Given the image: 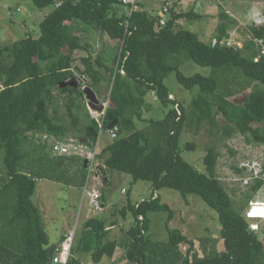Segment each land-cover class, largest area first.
Segmentation results:
<instances>
[{
	"label": "trees",
	"instance_id": "trees-1",
	"mask_svg": "<svg viewBox=\"0 0 264 264\" xmlns=\"http://www.w3.org/2000/svg\"><path fill=\"white\" fill-rule=\"evenodd\" d=\"M30 1L36 9L51 8L39 25V35L0 46V264H49L58 251L32 202L37 179L77 188L87 181L89 169L83 168V159L52 156L36 135L55 140L79 137L93 148L99 145L100 131L113 122L117 137L96 155L105 179L111 185L113 174L125 175L131 185L144 182L152 188L150 198L134 204L127 189L126 205L118 210L123 219L131 214L135 222L124 231L121 242L128 264H264V246L255 232L248 231L243 215L264 186V165L237 205L216 175L214 147L203 159L204 173L180 153L185 130L193 126L198 130L204 123L218 128L219 117L225 121L224 137L238 134L264 145V26L249 29L250 39L241 46L228 45L229 30L237 22L222 13L213 46L177 27L180 19L203 18L193 12L170 9L163 23L143 10L128 14L124 10L129 7L119 0ZM90 33L103 38L101 52L95 56ZM83 51L87 56L76 59L74 54ZM188 61L209 68V74L184 75L180 67ZM170 74L192 95L187 106L170 98L173 93L165 85ZM83 86L102 98L107 86L108 107L101 119L89 115ZM151 93L161 109L160 119L144 117L154 113L147 101ZM62 95L67 96L71 129L55 109ZM50 108H54L52 115ZM74 108L82 110V126ZM164 189L183 199L194 196L214 210L221 225L220 239L200 238L194 248L193 240L168 229L166 242L153 241L152 213L167 212L166 227L172 217L161 202L159 192ZM102 198L107 199L103 190ZM103 226L100 220H88L86 237L96 240L95 248H86L87 242L78 247L92 251L96 264L104 256L111 259L118 247L116 240L103 242L107 235ZM74 252L67 264H81Z\"/></svg>",
	"mask_w": 264,
	"mask_h": 264
},
{
	"label": "rangeland",
	"instance_id": "rangeland-1",
	"mask_svg": "<svg viewBox=\"0 0 264 264\" xmlns=\"http://www.w3.org/2000/svg\"><path fill=\"white\" fill-rule=\"evenodd\" d=\"M172 2L176 5L178 1L172 0ZM206 2L207 4L205 7L203 6L200 10H198L199 4L197 5L195 0H186L183 9L176 8L177 5L171 7V9H174V12H176V10L179 12H192L195 8L197 9L196 11L198 14H201L202 12L203 18L201 20L189 21L180 19L176 22V25L179 28L187 29L196 34L199 32L203 35L201 37L198 33L200 40L205 43L212 44V37L215 35L216 27L219 24L218 17L222 13L227 14L237 22L228 33L230 38L228 42L231 45L239 44L238 46H241L244 41L250 39L249 29L254 28L255 26H260L259 22L264 21V19L262 20V17L264 18V0H210L209 2ZM161 3L162 1L156 3L157 10L160 13L162 6ZM50 11L51 8H46L44 10L36 9L30 0H0V46L6 44L11 45L13 42L27 36L36 38L40 33V23ZM165 15L167 16L166 19H169V12ZM102 41L103 38L100 34H89V45L91 46L93 56L101 52ZM74 56L78 59L79 57L87 56V52H76ZM180 70L186 76L196 73L202 75L209 74V68L200 67L190 61L184 63L180 67ZM77 80L80 81L79 78H77ZM165 85L173 93L170 98H178L185 106L189 104L192 95L179 86L174 74H170L165 80ZM103 91L105 92V97L102 98L99 93L97 94L100 100L108 99L107 86H104ZM83 101L87 106L85 97H83ZM147 101L153 104L154 113L145 114L144 117L147 118L146 120L150 118L160 119L162 115L159 114V111L161 112V109L156 102L155 95L153 93L149 94L147 96ZM67 104V96L62 95L59 97V104L55 109L62 123L67 126L68 129H71V122L66 109ZM53 109L54 108H50L51 115L53 114ZM87 110L91 117L97 116V114L88 107ZM73 112L80 116V125L82 126V110L79 112L74 108ZM218 122V128L210 127L207 123H204L198 130H196L195 126L191 129L185 130L180 141V153L187 163L199 172L204 173L203 159L207 155L208 150L211 147H214L218 154L216 175L226 192L231 196L234 202L239 205L244 201L243 194L254 184L256 179L250 177L251 173L249 170H252L251 172H253L255 167L261 170L264 165V145L255 144L251 141L248 142L245 137L238 134L233 135L231 138H226L222 135L221 130L225 121L222 117H219ZM76 139L80 140L79 137H76ZM108 140H110V138L107 130H102L99 136V149L101 146H104ZM51 155L59 156L52 152ZM96 164L101 168V165L98 162ZM99 167L96 171L98 175L97 178L94 177L96 176L95 172H88L87 181L82 188V192L86 196L85 203L82 206L83 208L80 209L81 196L76 192L75 187H58L59 189L61 188V192L65 190L68 195V197H63L59 200V198L62 197V194L59 192L56 193L57 187L52 185V183L46 179L40 180V182L36 183L32 202L35 205H40V208L43 210V215L46 218H49L50 212L43 208L39 192L42 188L48 187L49 189H52L53 195L51 197H49L50 193L48 190L43 191L41 194H44L49 202L56 207L57 212L55 213V224L57 226L63 223L61 220H63L64 217L69 220V222L75 220L77 222L79 215H81L83 220V216H85L84 213L87 212V204L90 203L89 195H87V193L92 192L93 185L96 186V189L99 192L103 190L106 196L114 197V201L111 202L114 206L106 205L105 207V209H107L105 226L107 229V240L112 239L113 241L116 240V242H118V247L114 254L116 262L105 256V258H103L98 264H128V261L124 258L123 249L121 248V242L124 240V235L121 231L128 230L135 222L131 214H128L127 218L123 219L118 210L126 205L125 196L127 189H131L130 200L134 204L150 198L152 188L149 184L147 185L144 182H137L136 184L131 185L129 177L118 174H113L112 184L107 186L108 182L107 179H105L106 175L103 172V169H100ZM63 185H65V183ZM159 195L161 197V202L165 203L171 210L172 217L168 223V227H166L168 213H152L150 217L152 220L150 235L153 241L166 242L168 239V229L178 230L185 237L193 240L194 248H198V240L200 238L209 241H217L220 239L221 225L217 214L201 200L194 196H188L186 199H183L179 193L168 189L160 191ZM252 201L254 202L251 205V202L248 204L243 215L245 216L246 212L249 213L247 216L249 218L248 224H255L257 228V231L255 232L257 238L264 246V207L259 203L255 204V202H264V186L258 191ZM101 202L102 200H99L100 207H102ZM73 224L74 223H69L68 227H72ZM57 232H59V229H57ZM80 232L81 229L80 231L77 229L74 237L79 238L81 236ZM75 246H77V244L74 242L72 246L73 251H76ZM91 253L79 252L78 259L81 260V263L83 259V264H96L92 261Z\"/></svg>",
	"mask_w": 264,
	"mask_h": 264
},
{
	"label": "crops",
	"instance_id": "crops-1",
	"mask_svg": "<svg viewBox=\"0 0 264 264\" xmlns=\"http://www.w3.org/2000/svg\"><path fill=\"white\" fill-rule=\"evenodd\" d=\"M149 0H146L142 5V7H138V9L137 10H143V11H145L146 13H149L150 15H153V16H157V17H159V19L161 20V22H166L168 19H166V13H164L163 12V8H164V2L166 1V0H152V1H149ZM158 1H162V3H161V13L160 12H158V10H157V2ZM178 2L176 3V5H177V7L176 8H178V9H183L184 8V5L186 4V0H177ZM196 2H197V5H198V10H200V9H202L203 8V6L205 7V5L207 4V2L206 1H210V0H195ZM169 2L171 3V7L172 6H176V5H174L173 4V2H172V0L170 1L169 0ZM201 4V5H200ZM263 6V5H262ZM175 8V7H174ZM171 9V8H170ZM205 9V8H204ZM261 9H263V8H261ZM136 10V11H137ZM197 9L195 8L194 10H192V12L193 13H195V14H198V12L196 11ZM135 11V10H134ZM196 11V12H195ZM126 12H128V14H130L132 11L130 10V8H128V9H126ZM169 12H170V10H169ZM176 12H178V13H188V12H179V11H177L176 10ZM204 14H205V12H204ZM198 15H202V12H201V14H198ZM207 17V16H206ZM264 18L262 17V20H263ZM201 20V19H200ZM260 23V26H264V21L263 22H259ZM256 27V26H255ZM257 27H259V26H257ZM199 33V32H198ZM197 33V35L199 36V34ZM200 36L202 37L203 35L202 34H200ZM199 36V37H200ZM212 39L214 40V36L212 37ZM228 40H230V38H228ZM227 40V41H228ZM239 45V44H238ZM0 88H1V84H0ZM108 133V132H107ZM43 139H44V136H43ZM69 139H71V138H68V139H63V140H55V139H53V138H50V137H46L45 138V140H43V142H45L48 146H49V148H50V150H51V147H52V145L53 144H55V143H57V142H66V141H68ZM75 141H77L79 144H84V143H82V140L80 141V140H78V139H74ZM98 147V149H99V145L97 146ZM101 147H103V146H101ZM100 168V167H99ZM97 173H96V176H94V177H96L97 178ZM40 180H43V179H37V181H36V183L37 182H40ZM49 181V180H48ZM49 182H51L52 183V185H54L55 187H57L56 188V193L57 192H59V193H61L62 194V197H60L59 198V200L60 199H62L63 197H68V195L66 194V192H65V190H63L62 192H61V188L59 189L58 187H62V186H67V187H71V186H69V185H63L64 183H56V182H53V181H49ZM107 182H108V184H107V186L109 185V181L107 180ZM58 185V186H57ZM105 185H106V183H105ZM85 186V185H84ZM83 186V187H84ZM83 187H81V188H77V187H75V190H76V192H78L79 193V195L81 196V203H80V209L81 208H83L82 206H83V204L85 203V200H86V196H85V194L82 192V188ZM92 187H94V188H96V186L95 185H93ZM48 190V192L50 193V195H49V197H51L52 195H53V191H52V189H49L48 187L47 188H42V189H40V192H39V196L41 197V201H42V203H43V208H45L46 210H49V212H50V216H49V218H46L44 215H43V210L40 208V205L38 206L37 204V206H38V209H39V211H40V215H41V218H42V221H43V227H44V230H45V232H46V234L48 235V237H49V240H50V243L51 244H54V245H59L60 244V242L69 234V233H73V235L75 236L76 235V232H77V229H78V231H80V229H81V236L79 237V238H76V237H74L73 238V243L75 242V244H77V246H75V248H76V251L74 252V258H76V259H78V253L79 252H85V251H81V250H78L79 248V246H80V248H82V246L87 242V244H86V248H89L90 247V249L91 250H94V248H95V243H96V240L95 239H93V240H90L89 238H87L88 237V234H87V232H86V229H85V223L88 221V220H90V219H97V220H100L101 222H103V224H104V229H105V231L107 232V229H106V226H105V223H106V210L107 209H105V207H106V205H112L111 204V202H113L114 201V197H108L107 196V199L106 200H104L103 198H102V190L100 191V200H102V207H100L99 209H95V208H93L91 205H90V203H88L87 205V212H85L84 213V215L85 216H83V220H82V216L81 215H79V219H78V221L76 222V220L75 221H73V222H69V220H67L65 217L63 218V220H61V221H63V223H61V224H59V225H57L56 226V224H55V220H56V218H55V213L57 212V209H56V207L54 206V205H52L51 204V202H49V200H48V198L44 195V194H41L43 191H47ZM125 197H127V196H125ZM88 201V200H87ZM254 201H251V203H253ZM264 203V202H263ZM112 206H114V205H112ZM97 210H98V212H97ZM108 213V212H107ZM95 214V215H94ZM114 215V214H113ZM247 222H248V220H247ZM69 223H74L73 224V226L72 227H68V224ZM115 223V222H114ZM80 224V225H79ZM112 225V224H111ZM79 227V228H78ZM110 227V226H109ZM68 228V229H67ZM111 228H113V227H111ZM57 229H59V232H57ZM124 231L125 230H122L121 232L122 233H124ZM87 236V237H86ZM106 237H107V235H106ZM53 238V239H52ZM107 238H105L104 240H103V242H108V241H113L112 239H108L107 241ZM95 242V243H94ZM72 246H73V244H72ZM117 249V248H116ZM89 252V251H88ZM92 251H90V253H91ZM123 252H124V250H123ZM115 254V253H114ZM91 255H92V253H91ZM103 258H105V256L103 257ZM102 258V259H103ZM125 258V257H124ZM101 259V260H102ZM111 259H113V260H115V257H114V255H113V257L111 258ZM79 260V259H78ZM112 260V261H113ZM126 260V259H125ZM80 262H81V260H79ZM93 261V260H92ZM127 261V260H126ZM101 262V261H100ZM115 262H116V260H115ZM84 262H83V259H82V263L81 264H83Z\"/></svg>",
	"mask_w": 264,
	"mask_h": 264
},
{
	"label": "built area",
	"instance_id": "built-area-1",
	"mask_svg": "<svg viewBox=\"0 0 264 264\" xmlns=\"http://www.w3.org/2000/svg\"><path fill=\"white\" fill-rule=\"evenodd\" d=\"M146 0H119V2L130 8L131 11L133 10H137L140 4H143ZM60 3H57L56 6H59ZM171 8V3L169 2V0H166L164 2V8H163V12L164 13H168L169 10ZM228 45L229 42H226ZM216 44V40L212 41V45L214 46ZM238 46V44H236ZM121 73L123 74V71H121ZM79 79H81L80 81H82V77H79ZM86 86H83V89H85ZM99 100V103L102 105L103 111L100 113H97V116L94 117L96 119H101V117L104 115L106 108L108 107V99H103V100ZM101 127V125H100ZM102 131V130H101ZM100 131V133H101ZM109 138L111 140H114L117 137V133L115 131V128H112L111 130H107ZM44 136V139H43ZM39 136L36 135V137L41 138V141L43 142V140H45L46 136ZM97 151H98V147L97 144L92 148L89 146H86L85 144H79L77 141H75L74 139H69L66 142H57L55 144L52 145L51 147V152L55 155H59V156H77L81 159H85L88 161V169L89 172H95L97 171L98 167L97 166V159H96V155H97ZM252 170H249L250 173H252L250 175V177H259V169H257L256 167L253 169V172H251ZM251 179V178H249ZM92 192L91 193H87V195H89V200H90V205L95 208V209H99L100 208V204H99V200H100V192L92 187ZM261 204V206H264L262 203L260 202H255V204ZM252 204V203H251ZM249 215V213L245 214V218L249 219L247 216ZM249 230L251 232H256L257 228L255 226V224H249ZM73 238L74 235L73 233H69L59 244L58 246V251L56 253V255L52 258V261L49 264H67L68 262V258L70 256V250L73 244Z\"/></svg>",
	"mask_w": 264,
	"mask_h": 264
},
{
	"label": "water",
	"instance_id": "water-1",
	"mask_svg": "<svg viewBox=\"0 0 264 264\" xmlns=\"http://www.w3.org/2000/svg\"><path fill=\"white\" fill-rule=\"evenodd\" d=\"M69 81V80H68ZM85 100L87 102V107L92 110L95 111L97 113H100L103 111L102 105L99 103L98 97L96 95V93L89 87H86L83 91ZM115 127V122L111 123L107 129L111 130L112 128ZM83 168L87 169L88 167V161L87 160H83ZM250 232V230H248Z\"/></svg>",
	"mask_w": 264,
	"mask_h": 264
},
{
	"label": "clouds",
	"instance_id": "clouds-1",
	"mask_svg": "<svg viewBox=\"0 0 264 264\" xmlns=\"http://www.w3.org/2000/svg\"><path fill=\"white\" fill-rule=\"evenodd\" d=\"M98 97V96H97ZM99 99V98H98ZM108 130V129H107ZM61 157V156H60ZM84 160V159H83ZM259 169V168H258ZM259 171H260V173L259 174H261V172H262V168H261V170L259 169ZM252 174V173H251ZM250 174V175H251ZM256 178H258V177H256ZM263 205H264V203H262ZM250 205H251V203H250ZM250 205H249V207H250ZM262 207H264V206H262ZM247 213V212H246ZM245 213V214H246ZM246 220H248V219H246ZM250 220H253V219H250ZM251 232V231H250ZM61 243V242H60ZM59 246V245H58ZM71 250H72V247H71ZM71 250H70V253H71ZM69 259V258H68ZM68 263V262H67Z\"/></svg>",
	"mask_w": 264,
	"mask_h": 264
}]
</instances>
